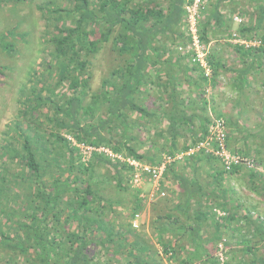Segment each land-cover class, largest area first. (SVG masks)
<instances>
[{"label": "trees", "instance_id": "1", "mask_svg": "<svg viewBox=\"0 0 264 264\" xmlns=\"http://www.w3.org/2000/svg\"><path fill=\"white\" fill-rule=\"evenodd\" d=\"M204 1V5L198 9L195 25L199 42L204 47L213 42L215 37L209 34L217 36L216 29L222 33L218 38L231 47L243 66L240 69H229L221 58L211 52L205 57L210 70V75L205 77L204 71L191 63L193 50L186 54L178 53L179 58L173 66L184 74L185 81L189 79L194 83L205 107L207 102L203 97L204 91L209 85H215L220 70L234 72V80L241 81V84L245 83L249 74H252L253 80H259L256 72L264 66V0H248L255 5L251 14L255 22L237 27L235 37L229 29L232 19H226L221 13V3L228 0ZM193 2L66 0V4H60L57 0H49L37 7L45 22V44L52 49L49 51L51 62L43 60V65L46 64L48 74L55 75L56 80L46 90L35 86L22 92L23 100L19 102V110L22 116L27 111H38L45 121L54 124L59 133H44L35 125L40 122L34 119L30 122L33 129H24L19 121H15L12 125L13 131L17 133L16 138L6 137L0 145V264H91L88 257L91 252L95 253L96 246L113 253L121 254L125 251L128 255L125 264H134L135 261L136 264H159L141 258V254L142 257L144 254L149 255L143 251L145 248L142 245L133 244L136 252L125 247L127 244L121 238V230L116 228L113 221L114 215L110 218L102 211L110 204H106L95 192L93 175L97 166L109 165L113 169L110 178L114 180L116 189L134 192L133 197L138 201L135 213L140 207V190L130 184L134 168L128 160L148 162L144 161V153H139L131 144L135 137L130 132L140 124L128 121V114L136 113L140 121L148 119L155 125L162 119L167 124L165 131L155 129L156 134L159 137L166 136L170 144L160 148L163 155L160 156L159 152L158 159H151L148 164L152 166H159L163 156L173 158L179 153H185L189 147L206 138L211 120L206 116L186 115L183 109H179L183 104L176 95V83L179 80L175 75H169L164 83H157L158 87L165 88L162 92L166 96L164 98L159 94L157 103L152 102L159 105L157 112L149 111V107L142 102L147 99H144V94L155 87L147 69L161 72L158 65L161 63V55L167 49V40L183 47L191 41L186 7ZM234 38L247 43L258 41L259 44L246 47L228 42ZM109 40L112 49L119 54H132V61H127L124 67L113 68L108 80L101 84V93L94 96L90 104L83 106L89 89V57ZM12 46L0 38V50L11 52ZM180 59L186 60L190 66L181 65ZM168 63V60L163 61V64ZM51 66L54 72L47 69ZM193 70L197 72L196 78L190 77ZM120 80L121 85L118 87L117 82ZM61 85H66L68 95L57 92ZM216 115V118H223ZM223 119L228 125L229 118ZM82 121L84 125L81 126ZM196 121H199L197 133L194 129ZM12 125H8V129ZM117 125L120 129L115 130L119 132V138L113 136L111 130ZM104 129L106 132L103 134L100 130ZM186 135L190 138L189 143L185 142L177 151V139H183ZM80 145L93 150L85 156ZM100 148L120 158H112L104 151H97ZM233 151L251 156L240 150ZM203 162L213 163L217 160L198 152L167 163L164 175L170 172L175 176L179 164ZM240 172V169H234L230 174ZM219 174L217 172L211 176ZM248 176V180L255 184L260 174L250 170ZM260 184L264 187V182ZM255 189L258 190L257 187ZM261 192L264 193V190ZM208 201L217 203L211 198ZM227 202L217 203L216 206V209L226 212L225 216L220 217L221 224L242 218L245 225L252 228L254 237L260 241L257 244L243 240L240 252L248 254L250 260L244 263L239 258L236 264H264V224L257 216L251 218L248 212L245 217L237 215L236 210L240 205L230 204L227 209ZM196 218L205 219V214L200 212ZM221 224H215L216 238H220ZM69 225L71 227L67 229ZM125 235L128 236V232ZM227 246L228 242L225 243V249ZM201 250L199 246L195 247L194 255ZM163 252L165 257L171 253L167 260L175 259L176 251L171 244H164ZM208 255L210 259L203 261V264H220L217 256ZM193 261L194 258L188 256L181 258L177 264H191ZM227 261L223 264H228Z\"/></svg>", "mask_w": 264, "mask_h": 264}, {"label": "rangeland", "instance_id": "2", "mask_svg": "<svg viewBox=\"0 0 264 264\" xmlns=\"http://www.w3.org/2000/svg\"><path fill=\"white\" fill-rule=\"evenodd\" d=\"M47 1L49 0H0V38L5 43L8 42L13 45L11 52L0 50V145L6 137H10L11 139L16 138L17 133L13 131L14 127L12 125V122L15 121H19L21 127H24V129H33L34 126L30 122L34 119V121L40 122V124L35 125H38V128L44 133H59L54 124L45 121L38 111H35V113L27 111L22 116L19 110L21 108L19 102L23 100V97H21L22 92L29 90V87L35 86L46 90L56 80L55 75L48 74V71L45 69L46 64L43 65V60L47 61V63L51 62L49 51L52 49L45 44L47 39L45 36V22L42 19L41 11L37 7L44 5ZM57 1L60 4H66V0ZM221 7L222 15L227 17L226 19L229 18V20L232 19L233 21L231 23L232 26L229 28L233 35H237V27L250 25L255 22V17H251L255 5L249 3L248 0H228L222 2ZM235 18L241 19V23H238ZM229 20L227 21L229 22ZM215 33L217 36H213L214 33L209 34L210 37H215L216 40L209 43L210 46L207 45L210 53L213 52L216 56L221 57L225 66L229 69H240L243 67L231 47L227 46L225 41L218 38L222 33L217 32L216 29ZM228 42L233 43V40ZM176 44L177 42L172 43V41L167 40V49L164 51L165 54L161 55V63L158 65L162 69L161 72L157 73L154 69H147V74L150 77L152 76L151 82L155 83V87L144 94V99H147L142 101L149 107V111L153 110L157 112L159 105L152 102L155 101L157 103L159 94L164 96L162 91L165 88L158 87L157 83H164L167 81L169 75H175L180 81L183 79V74L173 66L176 64L174 61L179 58V54L175 50ZM132 56V54L122 55L113 50L110 40L102 45L96 54L90 55L88 69L90 74L89 89L82 105L90 104L92 98L101 93V84L104 80H108L109 72L115 67H124L127 61H132ZM165 60H168L170 63L163 64ZM179 62L181 65L186 64V60L183 59H180ZM47 69L54 72L52 66ZM235 76L234 72L220 70L215 85H209L204 91L205 96L203 95V97L207 99L205 107L201 104L200 99L202 96L200 93H197L196 88L186 87V89H183L178 87L176 88V95L178 101L183 104L179 109H183L185 114H190V109L194 107L200 110V112L196 111L193 113L198 117L206 116L211 120L216 118L217 113L225 119L229 118L230 146L232 149L249 153V155L255 157L254 159L257 164L256 172L260 176L254 184L248 180V172L241 170L240 173L233 175L231 181H226V184L221 189L225 188L226 191H229L225 194V198L228 199L227 203H229L227 209L230 204H238L240 208L236 210L237 215L245 217L246 212H248L251 218L254 219L257 216L259 217V221L264 224V193L261 192V190H264V187L260 184V182H264V66L256 72V77L259 79L257 81L252 79V74H249L246 76L245 83L241 84V81L234 80ZM120 85L121 80L117 82V86L119 87ZM57 92L66 93L67 95L69 93L66 85L58 87ZM128 121H132L133 124H140L138 128H134L130 132L135 137L131 142L132 146L139 153H144L145 162L150 163L151 159H158L161 153L159 151L160 148L164 145L168 147L170 144L166 136L159 137L155 132V129L165 131L167 124L164 120H160V123L155 125L154 123H150L148 119L140 121L136 113H129ZM8 125H12V127L8 129ZM80 125H84V122H80ZM198 126L199 121H196L194 123L196 133ZM115 128L118 129L119 126L111 128L113 136L118 137L119 132ZM100 131L103 134L106 132L105 129ZM67 138L72 140L68 135ZM189 141L190 138L187 135L183 139H177L175 144L177 151H180L185 142L189 143ZM82 153L86 156L88 149L83 148ZM162 155L161 153L160 156ZM195 173L199 174L198 172ZM112 175L113 169L107 164L99 165L94 170L95 192L105 200L106 204H110L102 210L103 213H106L107 217L110 218L112 217L111 215H114L113 221L117 225L116 228L121 230L123 238L125 236L123 230L131 234V229L128 228L127 224L131 222L132 217L136 213H140V216L144 220V226L142 225L143 228L140 230H135H139L136 233H139L138 235L140 236L138 242L142 243L146 249L143 251H147L146 253L149 254L143 257L141 254V258L146 261L154 260L159 264H164L163 259H166L167 256L165 257L164 255L163 245L167 243L165 239H160L159 232L161 227H175L178 225V222L166 224L163 218L168 209L176 201L174 202L169 199V195L165 190L164 197L155 196L151 201L145 199V202H140V207L134 214V208L138 204V201L133 197L134 192L116 189L114 180L110 178ZM164 188L166 189V186ZM147 190L148 186L144 188V191ZM199 209H205L201 202ZM210 212L214 217L208 215L202 220H198L190 212L180 214L179 218L182 221L183 227H186L184 230L192 229L193 231H198L196 232V235L200 238L198 246L202 250L194 255L195 246L191 244L190 239L186 238L187 234L185 232L184 236L188 240L189 246L183 243L182 248L173 247L176 251L174 257L175 263H178L181 258L192 256L194 261L191 264H203V261L210 259L207 258V254H209L208 256H217V251L214 252V249L223 239L226 240L225 243H229L225 252V260L228 259V264H236L240 260L239 258H242L244 263L249 262L250 257L248 254L241 253L243 249L242 241L248 240L250 243L257 244L260 242L258 238L254 237L252 228L245 225L244 219L238 218L235 222L228 225V227L232 226L230 229L234 227L231 237L216 238L213 230L214 223L221 222V220L213 211ZM70 225L67 229L71 227ZM230 229H226L225 232H229ZM193 241L196 240L193 239ZM96 248L95 253L91 252V255L88 257L91 264H125V260L128 259V255H123L126 254L125 251L119 254L100 250L99 246H96ZM205 264L209 263L206 262Z\"/></svg>", "mask_w": 264, "mask_h": 264}, {"label": "crops", "instance_id": "3", "mask_svg": "<svg viewBox=\"0 0 264 264\" xmlns=\"http://www.w3.org/2000/svg\"><path fill=\"white\" fill-rule=\"evenodd\" d=\"M209 53H210V51H209ZM218 58H221V57H218ZM186 64L188 66H190L187 62H186ZM190 73H191L190 77H196L197 76V72L194 70L191 71ZM176 87L177 88L178 87L183 88V89H186V87L196 88L194 83L190 82L189 79H188V81H185L184 74H183L182 81L179 80V82L176 83ZM201 104H202V102H201ZM190 111H191V113L186 114V115H191L196 111L200 112L199 109H195L194 107H192L190 109ZM228 131H229V129H228ZM176 171H177V173L175 174V176L172 175L170 172H167V175H164L165 173L163 174L161 188L164 191L165 190L167 191V194L169 195L168 196L169 199H171L174 202L176 201L175 203L173 202L174 204L172 205V207H170L168 209V212L165 213V216L163 218L165 219L166 224L178 222V225H176L175 227H170V226L161 227L159 237L161 240L165 239L167 245L169 243V244H171L172 247L177 246L179 248L180 247L182 248L184 244H187V246H189V244L187 243L188 240H186V238L191 240V244L193 246L198 247V245L200 243V238H199V236L196 235V232H198V231L194 230L195 231L194 232L192 229L191 230H184V228L186 229V227H183L182 221L180 220L179 216H180V214H183V213L185 214L188 212L192 213V215L194 217H196L198 215V213H200V212L204 213L205 217L208 215L213 216L210 211H213V213L216 214L215 210H219V208L216 209L217 203L222 202L221 204H223V203H226L228 200L225 198V194H226V192L228 193L229 191L228 190L226 191L225 188H223V189H221V188L223 187V185L226 184V181L232 180L233 175L224 173L218 162H213V163L203 162L200 164L189 163V165L185 164V163L182 165L179 164V169ZM195 172H198L199 174L197 175ZM217 172L220 173L218 176L217 175L211 176ZM165 186H166V189L164 188ZM210 198L214 199L217 203L209 202L208 200ZM141 202H142V200H141ZM200 202L203 204L205 209H199L200 208ZM219 211H224V210L220 209ZM139 215H141V214L139 213ZM225 215H226V213H225ZM138 221H139V228L138 229L140 230L144 226L143 225L144 220H143L142 216H140ZM230 223H232V222H230ZM230 223L225 224V225H221V229H220L221 234H219L220 238L224 237V236L231 237V233H232L234 227H233V229H230V228H232V226L228 227V225H230ZM215 224L216 225L218 224V226H220L221 222H215L214 223V229L213 230H214V233L216 234ZM127 225H128V228L131 229V234H130V232H128V237H126L127 235H125L124 238L122 237V240L125 242V244H127V245L124 244L125 247H127L128 249H130L133 252H136L137 250L135 248H133V244H134V246H135V244L142 245V243L138 242V239L140 238V236L138 235L139 233L138 234L136 233V231H139V230L132 229L130 226V222ZM226 229H230L229 232H225ZM126 232L127 231L123 230L124 234H126ZM185 232L187 234L186 238L184 236ZM193 239H195L196 241H193ZM182 240H183V242H182ZM204 242H206V241H204ZM142 246L144 247V245H142ZM123 255H127V254H123ZM145 255L146 254H144V256ZM167 258L168 257H166V259H163L164 264H176L177 263V262L175 263L174 260H172V261L167 260ZM136 263L137 262L135 261L134 264H136ZM160 264H162V263H160Z\"/></svg>", "mask_w": 264, "mask_h": 264}, {"label": "built area", "instance_id": "4", "mask_svg": "<svg viewBox=\"0 0 264 264\" xmlns=\"http://www.w3.org/2000/svg\"><path fill=\"white\" fill-rule=\"evenodd\" d=\"M204 0H194L191 6L186 7L187 11V22L189 26L188 32L191 34V41L187 43L185 47L178 45L176 50L180 54H186L190 51H194V55L191 58V63L198 65L203 71L205 77L210 75V70L207 66L205 57L209 53L208 47L203 46L195 33L196 29V18L198 17V9L200 6L204 5ZM238 23H241V19L235 18ZM235 37V35H234ZM233 43H240L246 47L257 46L258 41L254 43H247L245 41L233 39ZM228 125L226 124L223 118H213L208 124L207 136L204 140H201L189 147L185 153H179L175 157L163 156V161L159 166H152L148 163H140L136 161H129L128 163L133 166L134 173L130 184L133 188L140 190L139 198L145 202V199L152 200L155 196L164 197L165 192L161 188L162 186V176L165 173L166 164L172 161L181 160L183 157L193 156L198 152H202L206 155L215 157L217 162L220 164L221 169L224 173L230 174L234 169L245 170L247 172L256 171L257 164L253 157L240 154L233 151L232 147L229 144L228 139ZM80 149H88V154L93 150L91 147L79 146ZM97 151H104L109 156L120 158L119 156H114L110 154L109 151L103 150L102 148L97 149ZM123 160V159H122ZM148 186V190L144 191V188ZM145 192V193H144ZM218 217L225 216L224 211L215 210ZM140 218L139 213H136L131 220V227L133 229L139 228L138 219ZM225 242L223 239L217 245V257L220 264L225 262ZM171 253L167 255L170 257Z\"/></svg>", "mask_w": 264, "mask_h": 264}, {"label": "clouds", "instance_id": "5", "mask_svg": "<svg viewBox=\"0 0 264 264\" xmlns=\"http://www.w3.org/2000/svg\"><path fill=\"white\" fill-rule=\"evenodd\" d=\"M130 224H131V222H130Z\"/></svg>", "mask_w": 264, "mask_h": 264}]
</instances>
